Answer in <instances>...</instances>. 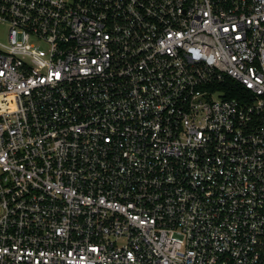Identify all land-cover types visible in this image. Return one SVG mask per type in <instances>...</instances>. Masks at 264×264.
<instances>
[{
  "label": "built area",
  "instance_id": "2783aa9c",
  "mask_svg": "<svg viewBox=\"0 0 264 264\" xmlns=\"http://www.w3.org/2000/svg\"><path fill=\"white\" fill-rule=\"evenodd\" d=\"M0 26V264H264V0H0Z\"/></svg>",
  "mask_w": 264,
  "mask_h": 264
},
{
  "label": "trees",
  "instance_id": "16d2710c",
  "mask_svg": "<svg viewBox=\"0 0 264 264\" xmlns=\"http://www.w3.org/2000/svg\"><path fill=\"white\" fill-rule=\"evenodd\" d=\"M220 88L226 91V97H241L242 86L232 80H227Z\"/></svg>",
  "mask_w": 264,
  "mask_h": 264
},
{
  "label": "rangeland",
  "instance_id": "374dc122",
  "mask_svg": "<svg viewBox=\"0 0 264 264\" xmlns=\"http://www.w3.org/2000/svg\"><path fill=\"white\" fill-rule=\"evenodd\" d=\"M5 33H6V28H4V26H0V39L1 40H4Z\"/></svg>",
  "mask_w": 264,
  "mask_h": 264
}]
</instances>
